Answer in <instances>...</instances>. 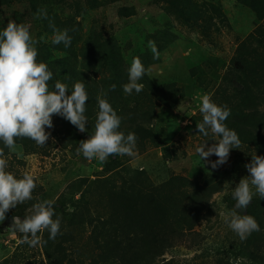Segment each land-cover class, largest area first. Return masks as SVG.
I'll list each match as a JSON object with an SVG mask.
<instances>
[{"label":"rangeland","instance_id":"374dc122","mask_svg":"<svg viewBox=\"0 0 264 264\" xmlns=\"http://www.w3.org/2000/svg\"><path fill=\"white\" fill-rule=\"evenodd\" d=\"M40 9L47 11V19L41 18ZM8 20L30 25L33 38L39 41L37 60L53 73L48 82L52 90L55 80L68 89L73 83H69V70L60 69V61L69 55L59 48L63 43H52L50 21L79 37L72 45L76 64L93 88L95 102L86 108V132L53 116L54 127L46 129L51 137L44 145L45 155L23 152L18 158L10 150L6 155L11 172L17 176L32 173L37 187L29 206L17 205L0 222V264H50L53 260L41 245L30 247L20 242L21 233L7 231L14 215L23 219L37 202L63 200L69 184L76 182L80 185L74 199L87 201L92 216L106 218L112 206L105 191L131 185L136 178L133 170L139 176L137 189L146 191V184L156 188L155 195L170 196L172 191L167 199L173 214L192 225L184 233L188 230L184 223L163 227V236L170 234L172 240L157 263L264 264V206L263 220L255 213L263 225L246 240L224 222L235 205L233 188L249 175L244 165L252 155L264 156V0H0V30ZM89 37L105 44L113 41L125 83L133 57L141 59L151 74L139 81L144 85L140 93L126 94L123 81L113 76L114 70L104 60L96 67L83 61L80 50ZM149 41L155 42L159 59H153ZM113 84L120 91L114 98L108 94ZM205 93L231 110L225 124L241 141L240 149H231L228 161L216 169L203 164L196 152L205 141L210 146L219 139L211 132L205 137L196 129V123L202 122L198 97ZM97 96L116 105L113 108L122 118L120 130L125 135L135 133V157L117 155L100 162L78 153L79 142L93 131ZM136 127L139 130L134 132ZM257 200L264 205V199L256 195L247 209L237 211L253 216ZM56 208L63 210L59 203ZM144 210L136 212L139 218L147 216ZM136 228L131 223L125 231L132 233ZM43 233L38 235L43 237ZM86 236L63 243L65 258L83 257Z\"/></svg>","mask_w":264,"mask_h":264},{"label":"clouds","instance_id":"9594fccd","mask_svg":"<svg viewBox=\"0 0 264 264\" xmlns=\"http://www.w3.org/2000/svg\"><path fill=\"white\" fill-rule=\"evenodd\" d=\"M39 15L47 19V11L40 9ZM53 29L52 43L70 47L72 37L69 29H58L50 21ZM76 29L73 28L72 31ZM30 32V25L8 20L0 30V142L5 148L15 153L18 158L23 156L22 146L17 145L18 138H27L43 147L51 137L46 129H51L53 116H60L75 126L79 132L87 131L88 119L85 115L88 94L85 83L77 81L71 92L65 83L55 80L54 90L50 89L49 81L53 73L46 63L37 60L38 51ZM153 59H159V51L154 41L148 42ZM146 74V69L139 57H133L128 68V82L123 85L126 94L135 91L140 93L144 85L140 83ZM116 85L111 86L115 90ZM98 112L93 131L88 139L81 140L78 153L88 160L96 159L106 162L110 156L135 157L137 137L135 133L127 135L120 130L122 118L117 114L106 98L97 96ZM199 111L202 122L196 123V129L203 136L209 132L216 137L210 146L205 141L196 152L203 164L211 168L225 164L231 149H240L241 141L235 130L229 129L225 121L231 114L227 105L219 106L212 101L207 93L198 97ZM215 155L217 159L209 158ZM249 175L240 179L232 190L235 200L233 209L224 217V222L243 241L254 231L259 230L256 219L237 210H245L258 195L264 199V156L252 155L251 162L244 165ZM37 187L36 177L30 172L17 176L8 170V161L3 148H0V222L6 219V213L19 204L33 199V191ZM55 199L44 200L32 205L29 214L12 217V224L7 231L22 234L21 243L30 247L46 244L38 233L47 231L49 239L54 240L60 234L61 220L55 213Z\"/></svg>","mask_w":264,"mask_h":264},{"label":"trees","instance_id":"16d2710c","mask_svg":"<svg viewBox=\"0 0 264 264\" xmlns=\"http://www.w3.org/2000/svg\"><path fill=\"white\" fill-rule=\"evenodd\" d=\"M76 25V29H80L79 24ZM70 36L72 37L71 46L65 48L62 44L59 47L69 55V57L66 56L60 61V69L69 70L68 73L72 79L69 83L74 84L81 80L85 83L88 94L85 106L87 108L89 105H94L95 92L85 82V75L80 73L77 68L76 50L72 45L76 43L79 37ZM106 42L107 44L99 39L87 38L83 49L80 50V54L83 53L82 59L83 61L89 60L87 64L91 62L95 67L97 64L100 66V63L104 60L114 70L115 75L113 76L123 81L121 76L124 70L119 51L112 40ZM123 83L125 84L124 81ZM68 90L71 92L72 86ZM108 94H111V97L114 98L120 94V91L115 88L114 91L111 90ZM113 107H116V105L113 104ZM68 123L71 124L70 122ZM137 130H139L138 127H136L134 132ZM17 145L22 146L25 154L33 152L46 154L44 146H38L34 141L27 138H18ZM0 148H3L5 156L9 154V149L5 148L2 142H0ZM8 170L11 171L9 168ZM132 172L136 174V178L130 181L131 185L129 183L126 188L105 191L109 206H112V210H110L111 212L106 218L100 217V215L92 216L91 208L87 201L84 202L81 200L82 198L74 199L75 192L79 190L80 184L76 182L69 184L68 193L66 194L69 198L66 199L67 196L65 195L63 196V200L56 202V204H60L63 210L56 208V205L54 206L56 216L53 219L59 217L61 220L60 234L52 240L49 239V233L45 231L42 237L43 240L47 241L46 244L41 245L44 253L47 256L50 254L53 259L50 264H76V262L78 264H160L157 263V257L164 252L172 240L170 234L169 236H163V227L168 228L174 222H180L186 224V228L188 229H184L182 233L191 230L192 225H189L188 221L183 217L173 214L171 206H169L170 199H167V197L169 198L173 195L172 191L169 193L170 196H166V194H161L160 192H158V195H155L156 188L147 186L146 184H144L146 191H141V189H137L139 185L138 172L136 170ZM124 184H126L125 181ZM170 189L172 190V188ZM32 201L33 199L24 203L29 206ZM263 206L260 200L254 203L255 210L253 217L256 219L259 227L263 225V222L258 221L257 216H261V208ZM144 209L151 211L152 215H149ZM143 210L147 216L144 215L139 218L136 212ZM158 211H160L159 214ZM260 218L262 219L263 217ZM131 223L136 224L137 228L132 233H127L125 228H131ZM85 233L87 236L81 250L83 257L81 259L65 258V255L68 253L63 247V243L65 241H75L77 239L76 236L82 237Z\"/></svg>","mask_w":264,"mask_h":264}]
</instances>
